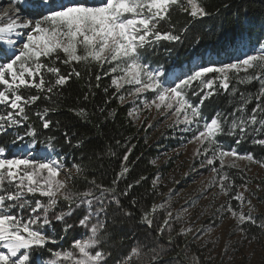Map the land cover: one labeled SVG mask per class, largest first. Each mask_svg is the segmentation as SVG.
Here are the masks:
<instances>
[{
  "label": "snow or ice",
  "instance_id": "1",
  "mask_svg": "<svg viewBox=\"0 0 264 264\" xmlns=\"http://www.w3.org/2000/svg\"><path fill=\"white\" fill-rule=\"evenodd\" d=\"M10 3L14 11L0 17V136L8 135L13 129L15 133L7 143H0V264H109L112 255L104 246L106 205L114 202L116 210H122L117 192L128 168L121 165L111 186L88 180L80 165L74 164L71 168L65 165L52 146L53 138L45 143L48 151L35 154L37 149L33 145L39 133L26 123L28 111L38 101L51 102L73 75H81L75 67L63 73L58 63L93 64L101 69L107 65L103 75L111 77V86L116 89L113 95L121 102L125 97L118 95L120 90L130 86L128 96L135 100L149 94L150 100L141 101L145 108L154 107L173 118L169 127L183 125V131L192 134L189 143L197 145L194 155L203 156L202 167L212 173L210 180L219 190L216 195L225 197L216 211L231 214L241 238H247L241 225L256 224L252 208L247 213L243 210L244 192L248 189L245 185L244 191H237L226 169L238 167L237 161L264 167V161H258L251 152L240 153L237 147L225 148L220 137L232 138L236 146L250 141L264 148V138H260L264 136V40H258L249 51L230 62L199 63L188 72L177 74L170 69L162 71V66L154 68L147 62V54L161 42L176 44L182 40L187 25L179 32L176 30L171 23L174 11L186 13L193 20L210 15L203 0H95L93 3L89 0H10ZM101 78L100 74L96 75L97 81ZM233 80L238 85L255 83L259 87L255 93L245 94L232 86ZM32 89L36 94L31 93ZM190 89L200 103L191 102ZM220 89L231 92L235 106L231 112H217L209 120L203 115V103L218 95ZM253 101L255 107L249 112L248 105ZM50 111L54 109L45 106L35 113L43 129L53 126L46 118ZM70 111L86 116L84 108ZM21 126L25 129L23 136L19 132ZM25 137L31 140L26 143ZM64 139L71 146L67 133ZM123 159L127 161L128 155ZM80 177L85 180L83 188L77 186ZM140 180L135 183L139 184ZM132 188L133 184H128L119 195L127 197ZM136 203L133 202V207ZM166 203L141 210L140 223L158 238L151 246L147 261L139 260L141 246L137 245L114 264H161L163 255L170 249L161 247L159 241L167 230L171 245L172 221L181 219L167 211ZM247 204L250 206L251 201ZM161 210L163 223L157 224L156 216ZM78 211L81 215L76 216ZM123 214L132 216L130 211ZM73 216L76 219L70 222ZM57 224L62 226L63 235H52ZM257 226L264 230V224ZM75 227L85 230L81 238L73 239L60 250L48 247L64 239ZM186 231L192 229L182 228L177 235Z\"/></svg>",
  "mask_w": 264,
  "mask_h": 264
},
{
  "label": "trees",
  "instance_id": "2",
  "mask_svg": "<svg viewBox=\"0 0 264 264\" xmlns=\"http://www.w3.org/2000/svg\"><path fill=\"white\" fill-rule=\"evenodd\" d=\"M93 2L95 0L89 1V3ZM203 4L206 11L210 13L203 18L193 20L186 13L179 11L172 13L171 23L176 30L179 32L187 25V31L183 33L179 43L161 42L160 45L155 46L154 51L147 54V61L152 66H162V71L190 68L194 58L200 57L203 61L207 52L217 57L224 54L226 60L235 52L232 49L245 38H249L246 41L248 44L262 38L264 0H203ZM60 55L63 57V53ZM57 66L65 74L75 67L81 75L79 77L73 75L60 90L59 96H53L51 102L38 101L37 105L28 111L29 119L26 123L39 133L34 147L37 151L49 150L45 147V143L49 138H53L52 146L55 152L60 154L67 167L71 168L72 165L78 164L87 174L88 180L95 179L97 183L105 186L112 185L115 174L121 171L122 164L128 168V173L118 185L117 198L121 202L122 210L117 211L114 202L110 206L106 205L107 235L104 238V246L112 254L109 264H114L117 258L126 255L132 247L137 245L141 246L139 260L147 261L151 254V246L158 238L140 223L141 210L153 204H160L164 199V186L156 180L159 167L155 162L161 150H171L169 148H175L178 145L163 138L152 142L147 140L150 131L143 126L136 125L132 120L130 104L121 102L118 96L113 95L116 89L111 86V77L103 75V72L108 70L107 65L103 69L93 64L63 65L58 63ZM98 74L102 77L100 81L96 80ZM232 86L239 88L245 94L255 93L259 87L255 83L238 85L235 80ZM106 88L107 92H105ZM128 90L127 88L121 89L118 95L125 97ZM30 91L36 94L35 89ZM85 95H87V100H85ZM193 102V104L200 103L199 97H195ZM255 103L253 101L248 105L249 112L255 107ZM45 106L54 109L46 117L53 122V126L49 129H43L42 122L35 115L36 111H42ZM234 106L235 101L231 92L225 93L223 89H220L218 95L204 101L202 111L204 117L210 120L217 112L225 114L231 112ZM80 108L86 110V116L81 117L74 111H70L71 109L78 111ZM109 113H114V115H109ZM24 130L21 126L19 129L21 136L24 135ZM14 133L13 129L9 130L8 135L0 136V143H7ZM65 133L71 140V146L65 142ZM188 137L191 135H185L183 139ZM30 140V137H25V142ZM220 140L229 146L237 147L240 152L253 153L258 161H264V148L261 146H254L250 141L236 146L232 138L224 136H221ZM77 142H81L79 147H76ZM168 144H171L169 148ZM126 154L128 160L124 161L123 157ZM226 170L234 180L236 189L242 185L259 182L240 169ZM141 177L145 179L140 180ZM137 180H140L139 184L135 183ZM128 184H133L129 195L120 196L119 191L125 190ZM84 185V177H80L77 186L83 188ZM134 201L137 202L135 207H133ZM124 211H130L132 216H124ZM76 216L70 222L75 221ZM163 218L164 212L161 210L156 216V223L162 224ZM55 229L52 235L57 233L63 235L61 225L57 224ZM81 232L80 227H75L69 230L64 239H58L57 244H50L48 247L54 250H60L61 246L67 247L73 239L80 237ZM178 233L180 232L172 221L170 233L173 237L172 244H168L167 230L163 240L159 241L161 247L170 249L163 255L161 264H221L205 258L203 253L190 243L188 237L183 234L177 235ZM143 245L149 247L144 248Z\"/></svg>",
  "mask_w": 264,
  "mask_h": 264
},
{
  "label": "rangeland",
  "instance_id": "3",
  "mask_svg": "<svg viewBox=\"0 0 264 264\" xmlns=\"http://www.w3.org/2000/svg\"><path fill=\"white\" fill-rule=\"evenodd\" d=\"M3 3L11 6L10 0H0V7H3ZM6 6L0 9V13L6 9ZM248 40L249 38H245V40L239 42L232 49V51H235L232 57L221 62H230L256 45L257 41L248 44L246 42ZM260 40H264V33ZM194 61L196 63L191 68L199 64L197 59ZM207 62L203 60L201 63ZM188 70L184 68L174 71L181 74L188 72ZM129 87L125 86L127 89ZM195 90L199 92V88ZM188 95L191 102L194 103L193 99L197 96L192 95L191 89ZM143 99L150 100L151 96L144 94L141 98L134 100L127 94L123 103L130 104V115L135 124L150 131L147 140L152 142L163 138L178 145L175 148H169L171 144H168L167 147L171 150H161L155 162L159 167L156 180L164 186L165 197L160 204L167 202V211H171L174 217H181L178 221L173 220L175 227L177 226L179 232L182 228H191V232L186 231L183 235L188 237L190 243L195 245L205 258L214 263L264 264V230L257 226L264 224V167H261L259 163L248 161L236 162L237 169L259 181L258 183L246 185L248 191L244 192L246 201L243 210L247 213L248 208H252L251 215L256 219V224L245 223L241 225L247 236L246 239H242L241 233L236 227V221L231 217V214L216 211L225 197L216 195L219 190L210 180L212 176L210 169L202 167L203 156L197 157L194 155L197 145L189 143L191 137L183 139V136L188 134L192 136V134L183 131V125L169 127L173 122V118L167 113L157 111L154 107L145 108L141 102ZM221 143L225 148L233 147ZM43 153L44 151H40L36 154ZM53 158H55V154H53ZM242 186L236 190L244 191ZM248 200L251 201L250 206L247 204ZM233 203L237 202L234 201ZM79 214L81 215L80 211L76 213V215ZM74 217L71 220H74ZM197 229H200V231L197 232ZM81 230V235L78 238H81L85 231L83 228Z\"/></svg>",
  "mask_w": 264,
  "mask_h": 264
},
{
  "label": "bare ground",
  "instance_id": "4",
  "mask_svg": "<svg viewBox=\"0 0 264 264\" xmlns=\"http://www.w3.org/2000/svg\"><path fill=\"white\" fill-rule=\"evenodd\" d=\"M7 11H14V9H13L11 6L7 5L6 9H5L3 12L0 13V17H2L3 14H4L5 12H7Z\"/></svg>",
  "mask_w": 264,
  "mask_h": 264
}]
</instances>
